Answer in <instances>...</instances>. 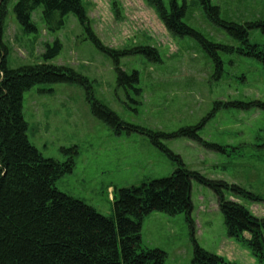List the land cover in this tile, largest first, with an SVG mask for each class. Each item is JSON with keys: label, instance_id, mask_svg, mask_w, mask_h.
<instances>
[{"label": "rangeland", "instance_id": "rangeland-1", "mask_svg": "<svg viewBox=\"0 0 264 264\" xmlns=\"http://www.w3.org/2000/svg\"><path fill=\"white\" fill-rule=\"evenodd\" d=\"M163 1L168 5L170 0ZM176 1L185 6L183 21L188 26L200 29L206 37L210 34L217 43L238 46L203 19L198 0ZM16 2L7 1L2 27L9 69L43 63L46 46L59 42V54L47 63L68 67L87 78L93 99L109 107L122 121L165 134L199 127L200 142L186 137L160 142L178 155L188 170L260 198L253 201L223 190L225 199L238 202L254 217L264 219V109L229 106L235 102L264 105V67L260 63L235 52L222 53L217 74L200 45L191 38L170 34L145 0H81L87 24L68 14L56 31L48 30L42 7H38L31 15L36 27L32 33L25 32L18 23ZM211 2L246 22L264 21V0ZM87 28L103 48L113 52L111 55L118 57L125 51L130 55L120 57L116 67L113 59L90 40ZM251 35V41L264 49V34L253 31ZM140 46L154 50L157 63L131 54ZM117 68L127 75L138 73L139 83L134 90L126 93L117 86ZM91 101L76 84H39L23 94L22 115L28 124L29 143L44 158L59 162L71 158L74 162L72 171L55 182L56 188L101 215L110 216L120 189L168 177L177 164L146 135L124 129L117 132L96 118ZM220 102V109L213 112L215 103ZM190 201L194 239L200 248L232 264H264L243 239L227 235L211 189L193 180ZM186 219L185 213L148 214L141 224L142 247L164 252V264H191L193 244ZM243 238L249 235L244 233Z\"/></svg>", "mask_w": 264, "mask_h": 264}, {"label": "trees", "instance_id": "trees-1", "mask_svg": "<svg viewBox=\"0 0 264 264\" xmlns=\"http://www.w3.org/2000/svg\"><path fill=\"white\" fill-rule=\"evenodd\" d=\"M7 1L0 0V264H164V252L141 245L142 220L154 211L168 216L186 214L193 244L191 264H232L206 252L194 239V223L190 216L193 180L214 192L227 235L243 239L253 254L264 261V219L254 217L238 202L225 199L223 190H230L235 197L253 201L260 198L235 185L208 180L188 170L180 157L160 142L161 139L178 137L200 142L197 135L199 127H184L165 134L122 121L109 107L93 99L87 78L68 67L47 63L59 54V42H55L53 47L46 46L43 63L9 69L6 66L7 48L2 42ZM145 1L157 11L170 34L178 38H191L200 45L214 63L217 74L222 66V53L235 52L256 60L264 67V49L251 41L253 31L264 34V21L246 22L228 9L221 10L218 5H213L211 0H198L203 19L215 31L220 33L221 29L238 43L234 47L217 43L210 34H206V37L199 32V28L188 26L183 21L184 4L179 5L176 0H170L168 5L163 0ZM38 7H42V17L49 31L59 30L63 18L68 14L75 15L82 25L87 24L81 0H17L14 13L27 33L36 32L31 15ZM87 30L93 44L110 56L115 66L120 57L130 55L126 51L118 57L111 55L113 52L103 48L91 30ZM131 54L157 63L154 50L147 46H140ZM116 70L117 86L126 93L134 90L139 83L138 73L134 71L127 75L118 68ZM55 83L82 87L88 101L93 99L90 102L93 115L117 132L124 129L146 135L153 145L177 164L173 173L165 178L120 189L114 198L113 214L110 216H103L84 202L60 192L55 182L72 171L74 162L71 158L66 162L44 158L29 143L28 124L22 115V98L26 91L35 85ZM220 104L215 103L213 112L220 109ZM229 106L264 109V105L258 102H235ZM203 144L210 149L221 150L219 146ZM244 233L249 235L248 239L243 238Z\"/></svg>", "mask_w": 264, "mask_h": 264}]
</instances>
